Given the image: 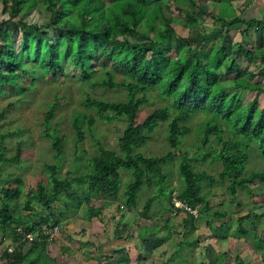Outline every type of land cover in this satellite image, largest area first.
Segmentation results:
<instances>
[{
  "label": "trees",
  "instance_id": "1",
  "mask_svg": "<svg viewBox=\"0 0 264 264\" xmlns=\"http://www.w3.org/2000/svg\"><path fill=\"white\" fill-rule=\"evenodd\" d=\"M203 1L0 0L3 13L8 14V17L0 20V92L10 85L16 93L23 94L30 89L20 82L26 74L33 75V81L58 77L66 73V67L70 64L79 71L82 80L94 87L126 90V98L121 101L90 96L84 99L85 106L93 109L94 114L82 117L78 113L74 116L76 143H81L85 138V121H88L89 128L98 119L104 122L124 119L127 122L119 139L120 150L107 148L97 140L99 152L90 158L89 171L71 179L60 173L59 160L64 139L56 132H49L58 162L46 166L50 185L39 181L37 189L28 192L29 199L24 208L33 210L27 215L14 204L24 194L23 178L10 176L0 179V227H11L15 242H27L28 234H36L25 253L20 249L7 248L1 255L3 264H58L57 258L47 250L49 239L43 234V226L60 225L70 217V213L76 214L83 205H86L85 218L88 221L100 218L103 210L121 193L123 169L132 174L124 191L126 208L139 207L138 194L144 186L151 188L156 185L160 187L159 195L164 193L167 179L164 165L173 161L175 154L169 151L165 155L152 156L138 151L149 142L152 133L162 122H168L167 140L170 147L177 149L190 132L185 122L197 113L207 115L202 146L212 139L218 145H212L208 154L222 162L223 169L218 173V178L221 181L229 180L230 193L236 195L238 187H241L252 194L250 184L257 180L264 185V168L247 172L252 148H256L264 157V107L260 105L264 85L255 81L259 75H264V67L257 72L246 69L236 72L232 77L236 88L233 94L227 92L225 81L229 78L222 72V68L233 71L241 57L251 62L260 58L264 63V17H229L219 7L218 13L208 11L214 20L213 28L208 32L193 9L180 6L196 8ZM223 2L229 3L230 0ZM174 3L177 4L175 8L187 18L167 15ZM36 11L48 15L46 24H38L27 18ZM175 23L196 29V33L180 35L175 31ZM232 28H240L244 35L255 28L262 36L258 48L241 47L229 62V48L225 40ZM214 32L219 34L215 38L220 42L209 47L210 35ZM135 34H141L145 39L131 41L129 36ZM107 62H113L112 70H106ZM118 69H122L123 73L117 80L115 71ZM240 88L257 91V94L245 102L236 92ZM153 91H158L167 105L156 108L143 121L137 122L141 108L149 102V94ZM56 105L50 106L47 122L54 116ZM5 111L0 112V119L5 116ZM10 135L12 133L0 132V166L4 163L18 164L22 158L21 144H18L12 156L7 154L3 140ZM180 174L185 181L184 188L179 192L181 199L193 207L198 206L199 216L203 214L209 220H222L226 212L212 211L203 193V181L214 180V177L206 172H198L192 159L186 156L181 162ZM75 183L81 188L80 193L75 190ZM172 196L169 190L171 211L174 210ZM93 199H100L103 203L93 206L90 204ZM153 200V197L147 200L144 206L146 213ZM33 201L42 209L31 206ZM57 202H61L64 208L54 210ZM185 213V226L195 231V219L198 217ZM253 218L259 219L260 215L247 213L238 218L239 235L247 237L253 233L257 248L262 250L264 242ZM245 220L255 223L251 231L243 225ZM169 221L170 218L166 223ZM116 229V238H124L122 227L117 225ZM139 236L145 239L143 232ZM98 247L101 245L98 244ZM227 253L224 252L226 256ZM222 257H218V262L223 260ZM245 262V259L237 256L233 264ZM99 264L109 263L100 260ZM123 264H129V261Z\"/></svg>",
  "mask_w": 264,
  "mask_h": 264
},
{
  "label": "rangeland",
  "instance_id": "2",
  "mask_svg": "<svg viewBox=\"0 0 264 264\" xmlns=\"http://www.w3.org/2000/svg\"><path fill=\"white\" fill-rule=\"evenodd\" d=\"M220 1L204 0L201 2V6L196 8L188 5L180 6L185 9H193L209 32L213 28L214 20L208 11L218 13L220 9H223L225 13L229 14V17L237 16L234 7L230 6L228 2L219 4ZM175 5L177 4H173L171 11L166 12L167 15L187 18L175 8ZM202 10L206 12H202ZM5 17H8V14L3 13L0 4V20ZM27 18L38 24H46L48 21L46 13L37 11ZM174 27L176 33L180 35L196 33V29L184 27L179 23H175ZM47 30L52 34L50 28ZM232 30L234 31V29ZM237 32L234 31L233 34L236 35ZM250 33L251 36L227 37L225 45L229 48L227 51L229 62L235 58L239 48L254 49L259 47L260 36H257L255 28H252ZM218 35L217 32L210 35L209 47L220 42L215 38ZM129 39L139 41L145 38L141 34H135L129 36ZM100 63L103 66L101 59ZM262 67H264V63L260 58L251 62L241 57L233 71L228 72L222 68V72L229 78L225 81L228 86L227 92L235 93L236 88L232 77L236 72L244 69L257 72ZM109 69H113V62H109L106 70ZM122 73V69L116 70L115 78L120 79ZM96 77L99 78V76ZM33 78V75L26 74L20 80L22 85L30 87L23 94L16 93L10 85H6L5 91L0 92V112L6 110L5 116L0 119V132L12 133L3 140L7 154L12 156L18 144L22 145L20 163L2 164L0 179L10 176L23 178L24 194L14 204L18 205L24 215L33 210L24 208L29 199L28 192L36 190L39 181L50 185L49 171L46 166L58 162L55 158L52 139L48 135L49 132H56L64 139L63 153L59 160L60 173L71 179L89 171L90 158L99 152L97 140L107 148L120 150L119 139L127 125L124 119L112 122L98 119L89 128L88 121H85L83 123L85 138L77 144L74 116L78 113L82 117L94 114L93 109H88L85 106L84 99L90 96L121 101L126 98V90L124 88L94 87L90 82L82 80L79 71L73 69L70 64L66 67V73L61 76H52L36 81H33ZM255 81L264 85V75H259ZM236 92L245 102L257 94V91L243 88L237 89ZM149 98V102L141 108L137 122L143 121L156 108L167 105L158 91L151 92ZM55 104L57 105L53 110L54 116L47 122V112L50 106ZM260 105L264 107V92L260 94ZM207 118V115L197 113L185 122L190 132L183 138L177 149H173L168 143V122H162L152 133L149 142L138 149L145 155L152 156L165 155L169 151H173L175 154L174 160L164 165V172L167 175L164 193L159 195L160 187L156 185L151 188L144 186L138 194L139 207L137 209L126 208L124 206V191L132 174L123 169L121 171L123 180L121 193L117 199L112 201L111 211H105L100 218L95 217L94 220L88 222V228H84L85 222L82 221L87 211L86 205H83L76 214L69 212L70 217L60 223V233L55 239L49 240L47 245L48 252L57 258L58 264H99L100 260L115 264L114 262L121 258H125L130 264H233L237 256L245 259V264H264V248L262 250L257 248L253 233L247 237L239 235L238 220L239 217L247 213L259 214L260 218H253V220L256 221L257 232L262 235L261 238L264 242V185L257 180L250 184L252 194L241 187H238L236 195L230 193L229 180L221 181L218 178V173L223 169L222 162L217 160L214 155L209 156L208 154L213 147H218V145L212 139L206 146H202L203 128ZM184 156L192 159L198 172H206L214 177V180L203 181V193L207 197L212 211L223 210L226 212V216L222 220H209L206 215L201 214L195 219L197 224L195 231L191 229L184 231L185 227L182 226V222L180 224L175 222L177 216L172 217L169 214L171 212V203L168 199L169 190L172 193H179L185 186V181L180 174V165ZM250 156L247 172L264 168V157L256 148L250 150ZM75 190L81 192L77 183H75ZM151 197L154 200L149 212L146 213L144 206ZM1 199L2 194L0 193V204ZM102 203L103 201L100 199H93L90 204L98 206ZM31 206L42 209L36 201H33ZM54 208V210L63 209L64 206L61 202H57L54 204ZM181 213L187 215L184 211ZM55 215L59 214L55 213ZM171 217L173 221L166 223L167 219H171ZM255 223L251 224L250 221L245 220L243 225L251 231ZM117 225L122 227L125 239L131 237L129 241L116 238ZM140 230L145 235L144 238H148L146 241L143 240L145 242L141 241ZM99 243L102 244V247L97 248ZM30 247V241L24 243L14 241L11 227L8 229L0 227V264L4 262L1 255L7 248L10 250L20 249L25 253ZM225 251H228L227 256L224 254ZM222 255L224 256L223 260L218 262V257Z\"/></svg>",
  "mask_w": 264,
  "mask_h": 264
},
{
  "label": "crops",
  "instance_id": "3",
  "mask_svg": "<svg viewBox=\"0 0 264 264\" xmlns=\"http://www.w3.org/2000/svg\"><path fill=\"white\" fill-rule=\"evenodd\" d=\"M222 1V0H221ZM221 1H220V3L219 4H221ZM232 3H234L235 5L233 6V4ZM229 5H231L232 7H234V9H235V11L237 12V15L238 16H241V17H243V18H246V19H252V18H263L264 17V0H230V2H229ZM220 7V6H219ZM243 28V27H242ZM241 28V29H242ZM232 29H234V31H238L237 33H236V35H234L233 33H234V31L232 30V31H230V33H229V36H251V33H246L245 35L244 34H242V32H241V30H240V28H232ZM251 31V30H250ZM255 31H256V34H257V36H262V34H260L259 33V31L257 32V30L255 29ZM113 204V203H112ZM99 206V205H98ZM112 206H111V204L110 205H108L104 210H103V212H105V211H111V208ZM169 214H171L172 215V217H174L175 215L177 216L176 217V223H181L182 222V226H184L185 227V229H184V231H187V229H189V227H187V226H185V221H186V218H187V215L185 216V215H183L181 212H174L173 210L169 213ZM172 217H171V219H170V221H173V219H172ZM97 218V217H96ZM95 218H93L92 220H94ZM91 220V221H92ZM82 221H84L85 223V227L84 228H88V226H87V223L88 222H90V221H88L87 219H82ZM190 230V229H189ZM140 232H141V230L139 231V234H140ZM168 236V235H167ZM131 238V237H130ZM130 238H127V239H125V238H121V239H123V240H127V241H129L130 240ZM142 238V237H141ZM159 238V237H158ZM118 239H120V238H118ZM148 238H146V239H143L142 238V240L141 241H143V240H147ZM126 241V242H127ZM145 241H143V242H145ZM183 241H185V240H183ZM182 243V242H181ZM99 245H102V244H100L99 243ZM102 247V246H101ZM126 250V249H125ZM126 261V259L125 258H121V259H118L116 262H114L115 264H117L118 262H121V261ZM102 263H109V264H113V262L112 263H110V262H103L102 261ZM130 264V263H129Z\"/></svg>",
  "mask_w": 264,
  "mask_h": 264
},
{
  "label": "built area",
  "instance_id": "4",
  "mask_svg": "<svg viewBox=\"0 0 264 264\" xmlns=\"http://www.w3.org/2000/svg\"><path fill=\"white\" fill-rule=\"evenodd\" d=\"M172 204L174 206V210H173L174 212L181 210L193 214L195 217H198L200 214L198 206L197 207L191 206L186 201L182 200L181 197L179 196V193L177 192L173 193ZM59 233H60V225L43 226V234L47 235L49 240L55 239ZM26 238L31 242L36 238V234L30 233L27 235Z\"/></svg>",
  "mask_w": 264,
  "mask_h": 264
}]
</instances>
